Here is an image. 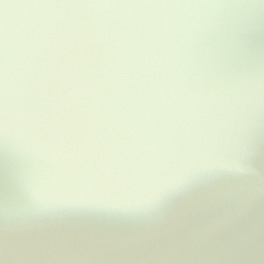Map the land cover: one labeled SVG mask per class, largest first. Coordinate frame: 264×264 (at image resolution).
<instances>
[{"label": "water", "instance_id": "95a60500", "mask_svg": "<svg viewBox=\"0 0 264 264\" xmlns=\"http://www.w3.org/2000/svg\"><path fill=\"white\" fill-rule=\"evenodd\" d=\"M0 264H264V0H0Z\"/></svg>", "mask_w": 264, "mask_h": 264}]
</instances>
